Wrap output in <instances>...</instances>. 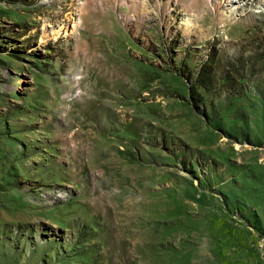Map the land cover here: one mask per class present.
Returning a JSON list of instances; mask_svg holds the SVG:
<instances>
[{"label": "rangeland", "instance_id": "374dc122", "mask_svg": "<svg viewBox=\"0 0 264 264\" xmlns=\"http://www.w3.org/2000/svg\"><path fill=\"white\" fill-rule=\"evenodd\" d=\"M0 264H264V0H0Z\"/></svg>", "mask_w": 264, "mask_h": 264}]
</instances>
